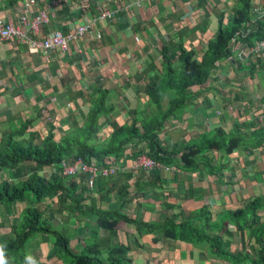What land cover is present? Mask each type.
Returning a JSON list of instances; mask_svg holds the SVG:
<instances>
[{
    "label": "trees",
    "instance_id": "1",
    "mask_svg": "<svg viewBox=\"0 0 264 264\" xmlns=\"http://www.w3.org/2000/svg\"><path fill=\"white\" fill-rule=\"evenodd\" d=\"M51 1L47 0L45 6ZM253 1L236 0L232 14L221 13L218 32L207 46L187 48L185 37L179 33L162 41L158 48L160 68L150 63L143 77L146 84L141 81L146 100L139 101L123 124L115 121V106L108 103L109 90L99 79L84 96L89 105L87 114L81 115L79 121L74 113H68L69 124L60 137L55 120H51L58 111L41 109L35 117L10 121L0 135V209L12 213L15 219L4 222L12 225L13 235L0 239L1 257L7 258L9 264H25L31 256L28 247L33 245L34 237L43 235L54 238L51 260L64 264H136L132 246L121 242L123 227L133 226L139 238L154 235L156 243L183 242L204 249L216 262L264 264L263 197L248 201L243 208L221 211L210 205L186 211L181 204L168 203L163 197L159 221L145 220L134 203L139 195L155 198L164 187L162 173L170 167L184 174L200 172L215 177L219 176L216 154L230 156L237 148L257 149L263 145L264 137L256 140L254 146L255 142L249 143L247 137L221 130L217 136L214 131L188 142L181 138L172 146L163 138L172 119H185L197 103L207 100L211 91L208 84L218 64L235 63L233 53L237 45L257 46L264 41V7L256 8ZM69 3L74 10L67 14V21L80 20L87 11L99 15L102 7H120H108V0ZM125 13L120 12L115 19ZM49 24L43 29L46 36ZM242 28L249 34L232 46V39ZM58 29L64 35L70 32L59 26ZM94 41L101 45L104 35ZM263 57L264 53L250 54L248 63L253 68L263 67ZM38 120H43L44 126L36 130ZM144 157L156 164L153 171L137 169L140 173L134 174L133 169L124 166L131 163L137 167ZM79 160L100 171L116 169L117 175L97 176L92 186L90 175L82 169L74 176H65L64 166ZM133 186L135 190L131 191ZM70 219H74V227L68 225ZM234 230L243 238L247 235L248 242L253 244L251 249L244 244L242 249L233 250L230 240ZM79 237L86 242L83 250L77 249L82 244L70 246L73 238Z\"/></svg>",
    "mask_w": 264,
    "mask_h": 264
},
{
    "label": "crops",
    "instance_id": "2",
    "mask_svg": "<svg viewBox=\"0 0 264 264\" xmlns=\"http://www.w3.org/2000/svg\"><path fill=\"white\" fill-rule=\"evenodd\" d=\"M24 1L0 0V17L15 19ZM46 1L40 0L41 8ZM136 1L140 0H108V7L127 8L124 15L112 22L96 23V28L104 35L101 45L87 38L72 45L65 54L46 55L16 41L0 42V135L11 120L19 122L35 117L41 109L58 111L52 116L57 132L66 131L68 113H74L79 121L81 115L87 114L89 105L84 96L90 93L97 79L109 90L108 103L115 106V121L123 124L139 101L146 100L142 89L146 84L144 72L152 62L160 68L158 48L161 42L179 33L185 37L187 48L207 46L218 32L220 14H232L236 3V0H148L137 7ZM253 2L256 8L264 7V0ZM70 3L69 0L65 4L59 2L57 9L52 11L51 22L46 26L48 35L59 30L58 26L70 31L80 22L78 19L67 21V14L74 10L69 7ZM97 15L96 11L84 14L88 19ZM202 28L206 31L202 32ZM236 47L235 63L218 64L208 84L211 91L207 100L197 103L185 119H172L167 124L163 138L169 142L168 146L181 138L188 142L214 131L217 136L220 130L247 137L249 143L255 142L254 146L256 140L264 137V65L253 68L251 62L248 63L253 46L239 44ZM262 60L264 62V57ZM71 96L75 99H70ZM43 126V120H38L35 129ZM248 148H237L230 156L216 154L215 167L219 176L215 177L200 172L184 174L170 167L162 173L164 187L155 198L145 199L139 195L135 199L137 212L140 211L145 220L159 221L163 197L168 203L181 204L186 211H197L205 205L215 211L243 208L254 198H264V143L257 149ZM124 166L131 170L135 165L127 163ZM138 173L140 171L135 172ZM134 190L135 186L131 191ZM9 219L13 221L15 216L0 209V239L3 235H13L12 225L4 223ZM72 224H75L74 219L69 220L68 225L74 227ZM244 235L245 238L234 230L230 240L234 251L242 249L244 244L248 249L253 246ZM154 239V235L139 238L133 226L121 230V242L132 246L131 255L136 264H228L214 261L204 249L183 242L156 243ZM84 240L73 238L71 248L82 244L77 249L83 250ZM53 243L51 236L34 237L33 245L28 247L31 256L25 264H64L49 259ZM0 264H9V260L0 256Z\"/></svg>",
    "mask_w": 264,
    "mask_h": 264
},
{
    "label": "built area",
    "instance_id": "3",
    "mask_svg": "<svg viewBox=\"0 0 264 264\" xmlns=\"http://www.w3.org/2000/svg\"><path fill=\"white\" fill-rule=\"evenodd\" d=\"M146 0L136 1L137 7L142 6V3ZM59 2L67 3L68 0H53L44 8L40 7V0H25L20 12V15L15 19H7L6 17H0V42L14 40L19 44L28 46L30 49L40 51L46 55L51 53L65 54L72 45L78 43L80 40L90 38L92 40H101V32L95 29L96 20H114L117 15L122 12L126 7H120L115 9L100 8L97 19H88L84 15L81 17L80 22L70 30L66 35L59 31L52 32L46 36L43 34L44 26L50 23L51 13L56 10ZM260 10V9H259ZM249 32L242 28L240 29L236 37L232 39L231 45L235 46L237 40L241 37H246ZM251 53H264V41L260 42L257 46L250 48ZM65 176H74L78 173V170L82 169L84 173L90 175L89 185L92 186L93 180L97 176L108 178L110 176H116V169H101L92 168L83 164V161L79 160L72 166H64ZM156 164L148 158L144 157L140 160L136 169H142L144 172H151L156 168Z\"/></svg>",
    "mask_w": 264,
    "mask_h": 264
},
{
    "label": "rangeland",
    "instance_id": "4",
    "mask_svg": "<svg viewBox=\"0 0 264 264\" xmlns=\"http://www.w3.org/2000/svg\"><path fill=\"white\" fill-rule=\"evenodd\" d=\"M68 7V6H67ZM14 40H10V41H4V42H12ZM53 118L55 119V117H52L51 120L53 121ZM37 130V129H36ZM63 133L62 132H59L58 133V137H60ZM137 171L136 167L134 166V169H133V172L135 174V172Z\"/></svg>",
    "mask_w": 264,
    "mask_h": 264
}]
</instances>
